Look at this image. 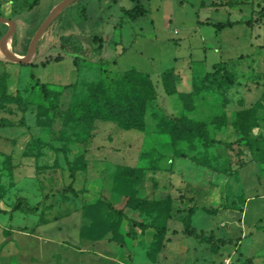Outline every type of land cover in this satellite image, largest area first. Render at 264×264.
Wrapping results in <instances>:
<instances>
[{
  "label": "rangeland",
  "instance_id": "rangeland-1",
  "mask_svg": "<svg viewBox=\"0 0 264 264\" xmlns=\"http://www.w3.org/2000/svg\"><path fill=\"white\" fill-rule=\"evenodd\" d=\"M62 1L0 0L14 53ZM140 2L75 0L30 63L0 22V264H264V0Z\"/></svg>",
  "mask_w": 264,
  "mask_h": 264
},
{
  "label": "trees",
  "instance_id": "trees-1",
  "mask_svg": "<svg viewBox=\"0 0 264 264\" xmlns=\"http://www.w3.org/2000/svg\"><path fill=\"white\" fill-rule=\"evenodd\" d=\"M132 1L135 2L136 5L133 8L126 9V11H125L126 15L129 16L133 20H135L141 16L146 15L148 10L145 7V5L143 3H141L140 0H132ZM263 20H264V10H261L258 14L257 21H263ZM253 23H254L253 19H249L247 21H245V20H230L229 19L226 22L215 23L214 26H216L218 29H223L225 27H232V26L237 25V24H246L248 26H252ZM63 52H65V49L63 50ZM63 58H64L63 54H58L56 56L48 57V59L45 61V63H43V65H46V64H48L54 60L60 61ZM171 73H172V69H170L168 71H164L162 73V78L165 81L164 86H166V80L168 79V75H170ZM141 75L144 76V78H145L144 80L146 81V83L149 86V88H148L149 89L148 90L149 96H147L146 98H142L138 101L135 100L133 97H131L130 100L128 101L127 105L122 108L123 116L121 118H117V117L114 118L117 121L124 123L128 127H140V128L145 127L144 115L146 112L147 102H148L149 98L154 99V98H156V95H157V89H156V86H155L151 76L147 73L146 74L141 73ZM42 87H43V91L47 92L46 85L42 84ZM168 93L173 94L174 91L169 90ZM170 120H173V119H171L170 116L166 115L165 116V123H166V125H168V123H170V126L172 125L170 129L173 130V133L175 132V130L179 129V131L182 134H184V127L186 125L185 120L183 118H177V120L173 124H172V122H169ZM253 128H254V126L252 123H245L243 125L244 136L242 138V141H244L246 143H250V144L254 143L253 138H251L249 136V134L252 132ZM193 130L194 129H190V132L192 134H195V132H192ZM195 130L198 131L197 129H195ZM175 140H177V138H174L173 141H175ZM76 170H77L76 166L71 167L72 172H75ZM71 189L73 190V188H71ZM109 207L111 209L113 208L111 204H109ZM118 213L123 214L122 211H119ZM133 225L139 226L142 229L155 227L151 224L139 223V222H135V221H133ZM155 228L159 234V237H160L159 243H160L162 241V238L165 235V230L163 228H160V227H155ZM210 239H211L212 246L214 247V249H216L218 246V243H217L215 236H211ZM249 262L253 263L252 260H249Z\"/></svg>",
  "mask_w": 264,
  "mask_h": 264
},
{
  "label": "water",
  "instance_id": "water-1",
  "mask_svg": "<svg viewBox=\"0 0 264 264\" xmlns=\"http://www.w3.org/2000/svg\"><path fill=\"white\" fill-rule=\"evenodd\" d=\"M74 1L75 0H63L52 10V12L48 15L46 20L42 23V25L38 28L37 32L35 33L32 39L31 45H30L29 53L24 56L17 55L12 50L11 40L13 38L14 30L16 28V24L14 20L0 16V22L8 23L10 25V29L5 38V48H6L7 55L12 60L17 61V62H21V63L32 62L36 56L37 45L42 35L46 32L47 28L56 19V17L60 14V12Z\"/></svg>",
  "mask_w": 264,
  "mask_h": 264
},
{
  "label": "crops",
  "instance_id": "crops-1",
  "mask_svg": "<svg viewBox=\"0 0 264 264\" xmlns=\"http://www.w3.org/2000/svg\"><path fill=\"white\" fill-rule=\"evenodd\" d=\"M146 7V6H145ZM147 8V7H146ZM147 10H148V8H147ZM61 13V12H60ZM58 17V16H57ZM48 29V28H47ZM39 43V42H38Z\"/></svg>",
  "mask_w": 264,
  "mask_h": 264
}]
</instances>
